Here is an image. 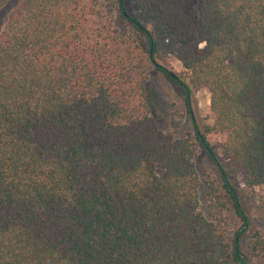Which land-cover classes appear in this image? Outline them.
I'll list each match as a JSON object with an SVG mask.
<instances>
[{"label":"trees","instance_id":"obj_1","mask_svg":"<svg viewBox=\"0 0 264 264\" xmlns=\"http://www.w3.org/2000/svg\"><path fill=\"white\" fill-rule=\"evenodd\" d=\"M156 78L182 100L162 120ZM254 219L264 0H17L0 23V264H249Z\"/></svg>","mask_w":264,"mask_h":264},{"label":"rangeland","instance_id":"obj_2","mask_svg":"<svg viewBox=\"0 0 264 264\" xmlns=\"http://www.w3.org/2000/svg\"><path fill=\"white\" fill-rule=\"evenodd\" d=\"M16 2L17 0H9V2L2 8L1 13H0V23L2 22L3 18L7 16L8 12L16 4ZM158 59L179 73L184 71L182 62L174 54L160 53L158 56ZM153 82H154V88L156 89L154 91V95L158 99V101L163 102V105H164V107L162 106L161 108L162 110H160L162 115L158 117L160 120H162L163 117L167 116L168 110L170 107H172L173 102H175L179 106L182 105L181 95L176 85L165 84L164 81L159 82L158 78L154 79ZM195 104H196L197 115H198L200 124H203L207 121L212 122V117L210 116V110H209L210 92L208 89L203 88L195 92ZM209 138L211 141H213V143H215L219 151V154L223 157L221 137L216 133H211L209 135ZM204 161H208V158L206 154L203 152V153H200L199 155V164H200L201 172H203V169L205 166ZM243 177H244V174L242 173L236 182L239 189L244 188V184L242 182ZM258 193H262V191L259 190ZM251 196H254L252 192L247 193V190L242 192V197L245 201H247ZM259 228H262L264 231V221L254 219L252 229H259ZM249 264H264V259L252 260Z\"/></svg>","mask_w":264,"mask_h":264}]
</instances>
